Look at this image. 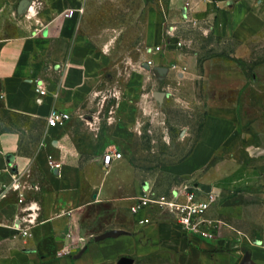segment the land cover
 Instances as JSON below:
<instances>
[{
	"label": "crops",
	"instance_id": "1",
	"mask_svg": "<svg viewBox=\"0 0 264 264\" xmlns=\"http://www.w3.org/2000/svg\"><path fill=\"white\" fill-rule=\"evenodd\" d=\"M21 1L0 0V97L5 109L41 119L45 134L37 152L26 154L21 133L0 132V185L21 184L0 198V264H95L142 253L150 237L172 246L180 264H238L245 256L264 264V0H169L170 16L202 21L216 42L203 57L184 47L154 51L150 65L145 62L151 81L155 75L171 87L176 74L180 83H200L201 131L170 170L183 179L172 188L192 183L203 198L215 192L207 213L214 237L182 235L166 215L149 217L142 210L126 234L102 241L94 237L115 228L97 208L133 170L124 157L109 167L101 157L107 174L95 185V203H88L81 189L88 173L68 166L84 153L65 126L87 110L107 57L83 32V0H28L20 13ZM53 110L70 118L50 127ZM65 249L70 254L60 255Z\"/></svg>",
	"mask_w": 264,
	"mask_h": 264
},
{
	"label": "rangeland",
	"instance_id": "2",
	"mask_svg": "<svg viewBox=\"0 0 264 264\" xmlns=\"http://www.w3.org/2000/svg\"><path fill=\"white\" fill-rule=\"evenodd\" d=\"M83 7V32L107 60L87 110L65 126L84 153L82 160L68 162V166L88 173L89 178L82 177L81 189L88 203H95L94 195L100 191L95 187L108 170L98 160L109 148L122 151L133 173L118 181L97 209L115 229L127 231L135 222L132 208L143 194L160 195L183 182L173 176L170 166L188 153L205 119L199 81L180 83L176 74L171 87L156 82L155 75L151 81L145 62L150 65L148 59L158 46L161 52L191 47L203 57L216 39L202 21L181 14L170 16L169 0H83ZM13 20L12 16L6 22ZM5 130L21 133V150L26 154L37 152L45 134L41 119L5 109L0 97V132ZM91 157L93 161L88 160ZM146 213L168 219L154 206H148ZM144 245L142 253H123L95 264H121L122 257H130L131 264H180L172 246L153 242L152 237Z\"/></svg>",
	"mask_w": 264,
	"mask_h": 264
},
{
	"label": "built area",
	"instance_id": "3",
	"mask_svg": "<svg viewBox=\"0 0 264 264\" xmlns=\"http://www.w3.org/2000/svg\"><path fill=\"white\" fill-rule=\"evenodd\" d=\"M182 42H178V46H182ZM161 47L158 46L156 52H161ZM40 94H45L46 90L42 87L38 88ZM70 115L61 111L53 110L48 116V125L56 127L63 125ZM123 157V153L118 148H109L102 155V162L106 167H109L115 159ZM21 188V184L17 179L10 184L2 183L0 185V198L5 197L10 191H15ZM203 191L192 183H184L181 186L174 187L169 191L160 195L152 196L148 193L143 194L138 203L133 206L132 210L135 213L146 210L148 206L158 208L164 215L179 228L182 235H191L203 239H212L216 225L208 218L207 213L216 199L214 191L205 192L206 197H202ZM23 195L19 199L23 203ZM30 222L33 219H29ZM144 222H149V218L143 219ZM27 234V231H23ZM70 254L69 249L60 252V255Z\"/></svg>",
	"mask_w": 264,
	"mask_h": 264
},
{
	"label": "water",
	"instance_id": "4",
	"mask_svg": "<svg viewBox=\"0 0 264 264\" xmlns=\"http://www.w3.org/2000/svg\"><path fill=\"white\" fill-rule=\"evenodd\" d=\"M28 4H29L28 0H22L20 5H19V12L22 13L25 10V8L27 7ZM160 71H161V73H163V69L162 68L160 69ZM126 233H127V231L123 230V229H111V230H108V231H105L103 233H100V234L96 235L94 237V240L95 241H102V240L107 239V238L119 237V236H121L123 234H126ZM85 249H86V247H84L82 249L81 253H79L76 256V258L81 256V254H83ZM120 263L121 264H131L132 263V259L130 257H122L120 259ZM238 264H253V263L251 262V260L247 256H245L239 261Z\"/></svg>",
	"mask_w": 264,
	"mask_h": 264
}]
</instances>
